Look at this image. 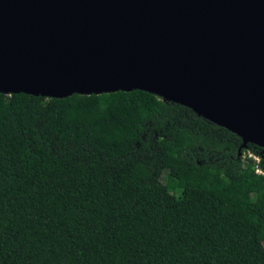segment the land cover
<instances>
[{
  "label": "trees",
  "instance_id": "trees-1",
  "mask_svg": "<svg viewBox=\"0 0 264 264\" xmlns=\"http://www.w3.org/2000/svg\"><path fill=\"white\" fill-rule=\"evenodd\" d=\"M240 145L143 90L0 92V264H264V151Z\"/></svg>",
  "mask_w": 264,
  "mask_h": 264
},
{
  "label": "water",
  "instance_id": "water-1",
  "mask_svg": "<svg viewBox=\"0 0 264 264\" xmlns=\"http://www.w3.org/2000/svg\"><path fill=\"white\" fill-rule=\"evenodd\" d=\"M147 91L264 151V0H0V92Z\"/></svg>",
  "mask_w": 264,
  "mask_h": 264
},
{
  "label": "built area",
  "instance_id": "built-area-1",
  "mask_svg": "<svg viewBox=\"0 0 264 264\" xmlns=\"http://www.w3.org/2000/svg\"><path fill=\"white\" fill-rule=\"evenodd\" d=\"M246 156L247 157H249V158H251V159H253L254 160V162H255V171L257 172V173H261V174H264V171H262L258 166H257V163L259 162V157L257 156V155H255V154H253L252 152H250V151H247L246 153Z\"/></svg>",
  "mask_w": 264,
  "mask_h": 264
},
{
  "label": "rangeland",
  "instance_id": "rangeland-1",
  "mask_svg": "<svg viewBox=\"0 0 264 264\" xmlns=\"http://www.w3.org/2000/svg\"><path fill=\"white\" fill-rule=\"evenodd\" d=\"M161 180H162L163 182L165 181V175H164V174L161 176Z\"/></svg>",
  "mask_w": 264,
  "mask_h": 264
}]
</instances>
